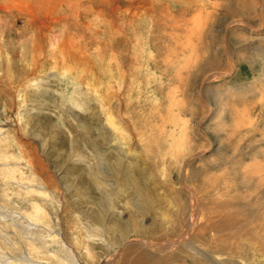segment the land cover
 <instances>
[{"label": "rangeland", "instance_id": "1", "mask_svg": "<svg viewBox=\"0 0 264 264\" xmlns=\"http://www.w3.org/2000/svg\"><path fill=\"white\" fill-rule=\"evenodd\" d=\"M135 262L264 264V0H0V264Z\"/></svg>", "mask_w": 264, "mask_h": 264}, {"label": "bare ground", "instance_id": "2", "mask_svg": "<svg viewBox=\"0 0 264 264\" xmlns=\"http://www.w3.org/2000/svg\"><path fill=\"white\" fill-rule=\"evenodd\" d=\"M111 111V110H110ZM174 136V135H173ZM173 140V139H172ZM171 140V141H172ZM172 143H173V141H172ZM170 144V143H169ZM174 147V146H173ZM176 154V153H175ZM176 158V157H175ZM137 181L136 180H133L132 182H131V187H130V190H132L134 193L136 192H138L139 190H141V189H139L138 187H137ZM142 194H143V192H142ZM142 194H139L138 196L139 197H142ZM228 219V218H227ZM224 220V222L222 221H219V223L218 224H216L214 227L216 228V227H220V229L222 230V231H225V230H228V228H230V226H231V224L233 223L232 221L233 220ZM222 223V224H221ZM235 225V224H234ZM231 229V228H230ZM229 232V230L227 231V233ZM199 233V232H198ZM226 233V232H225ZM229 234V233H228ZM185 238V237H184ZM185 241V242H184ZM183 242H184V244H185V246L188 248V249H190V251L194 254V250L195 249H199L198 250V252H199V254H200V256L199 257H201L202 255H203V251L200 249V248H202V247H199L197 244H195L194 242H192L191 240H185V239H183V240H181V242L179 243V244H183ZM176 245H178L176 242L175 243H173V245L172 246H169V247H174V246H176ZM168 247V248H169ZM167 248V247H166ZM173 250V249H172ZM144 253V255H145V253L146 252H143ZM142 253V254H143ZM140 254V253H139ZM138 254V255H139ZM148 254V253H147ZM196 255V254H195ZM198 256V255H197ZM144 257V256H143ZM143 257H141L140 258V255H139V260L141 259L142 260V258ZM146 257V256H145ZM168 258V257H167ZM203 258V257H202ZM135 259H137V258H135ZM135 261H137L138 262V260H135ZM147 262V261H146ZM132 263H134L133 261H132ZM138 263H141V262H138ZM158 263V262H157ZM135 264H136V262H135ZM152 264V263H151Z\"/></svg>", "mask_w": 264, "mask_h": 264}]
</instances>
